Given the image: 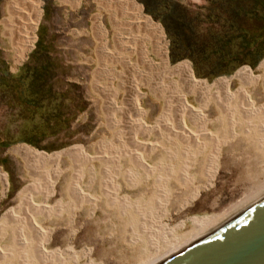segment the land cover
Masks as SVG:
<instances>
[{"label": "rangeland", "instance_id": "obj_1", "mask_svg": "<svg viewBox=\"0 0 264 264\" xmlns=\"http://www.w3.org/2000/svg\"><path fill=\"white\" fill-rule=\"evenodd\" d=\"M8 1L0 0V173L7 181L6 187L0 181V218L16 208V195L36 174L31 166H26L11 152L17 146H28L37 155L44 156L74 148L89 157L104 155L107 160H113L99 165L88 158L70 162L61 157L57 164L59 177L52 185L49 204L69 202L60 196L64 184L83 185L91 181L97 184L101 182L97 176L101 170L127 168L121 160L115 161L113 155L123 148L118 137L126 142L133 132H118L113 124L115 120L125 124L129 118H134V113L128 108L115 112L111 108V90L124 84L129 94L133 87L145 84L142 75L150 72L138 60L140 53L129 48L144 42L140 34L138 36L128 28L132 17L125 12L105 9L95 0H81L76 8L60 0H36L39 15L32 31L31 48L20 59L1 25ZM126 1L157 29L165 48V68L186 65L193 79L206 87L241 70L256 75V67L264 60V0H140L148 4L153 15L147 14L138 0ZM96 16L102 23V34L94 32L92 23ZM147 57L160 61L149 51ZM129 62L130 68H126ZM153 72L144 77L148 86L162 88V100L155 101L147 95L146 87L141 86L145 95L141 102V110L146 114L145 123L153 126L157 118L163 123H175L177 107L171 106L170 113L164 116L161 105L167 102L176 105L178 83L174 77L164 78ZM236 85L231 83L230 89ZM168 88H173V93ZM121 97L119 94L118 99ZM186 100L194 105L191 96ZM258 135L260 137L255 135L251 140L253 144H245L243 152L235 151L228 157L231 163L218 169L211 185L201 189L190 205L182 211L179 210L182 201L170 208L166 206L163 212L167 211L171 218L169 222L165 220L164 225L172 227L190 217L207 219L216 216L258 192L264 185V133ZM145 137L163 150L185 151L184 146L165 135L153 133ZM161 188H147L144 197L139 198L140 208H146L151 215L161 214L159 209L165 205L159 196ZM119 189L124 190L122 186ZM67 209L60 215L59 222H52L54 218L50 217L49 222L44 223L76 232L69 245L74 260L65 264H140V259L151 254L152 249L142 234L138 238L146 245L136 244L135 248L127 243L130 230H126L125 222L123 224L112 214L101 218V224L98 221L97 231L94 216L81 217L72 207ZM98 213L101 215L96 211L95 217ZM65 222L69 225L65 226ZM87 225L88 232L85 231ZM89 249L91 253L87 255ZM79 251H84L81 256L77 254Z\"/></svg>", "mask_w": 264, "mask_h": 264}, {"label": "bare ground", "instance_id": "obj_2", "mask_svg": "<svg viewBox=\"0 0 264 264\" xmlns=\"http://www.w3.org/2000/svg\"><path fill=\"white\" fill-rule=\"evenodd\" d=\"M100 1L121 7L135 18L136 24H133L132 31L136 35L140 34L144 42L129 48L135 53H140L142 60L140 62L143 63L145 69L150 71L144 74H152V70L155 69L153 73L161 74L164 78L174 77L177 81L180 88L176 95L178 102L176 105H171L169 102L161 105L164 109L161 113L164 116L170 113L171 106H176L177 119L175 123H170L171 121L163 123L162 119L158 120L157 118L156 123L154 122L155 125H146V114L141 110V102L145 96L141 86L146 87L147 95L152 96L158 102L162 100V88L155 87L154 84V87L148 86V81L143 73L140 75L143 74L145 84L134 85L135 87L132 85L133 88L129 94L124 84L113 88L111 90L113 94L111 108L115 112L128 108L134 113V118L128 117L129 121L125 124L120 120H115L113 124L114 129L118 132H133V136L129 140L125 138L126 142L122 137H118L124 149L121 148L120 152L118 150L119 153L113 155L115 161L121 160L123 165H127V168L116 169L117 171L101 170L97 174L101 182L97 184H93L92 181L83 185L64 184L60 188V196L69 200L65 204H61L59 201L49 204L52 185L59 177L57 164L61 157L70 162H81L88 158L90 162L94 160L99 165H105L113 160L109 161L104 155L99 154L97 157H89L88 154L74 148L50 156L37 155L33 148L24 145L13 148L11 152L19 156L26 166H31L36 174L32 176L29 184L16 195L18 201L16 208L6 212L0 218V264H65L69 260H74L69 245L76 232L66 230V228L56 229L57 227L44 225L50 217L54 218L52 222H59L60 215L69 206L76 210L81 217L94 216V226L97 231L99 229L98 221L100 223L101 218L110 217L112 214L117 220L121 219L123 224L124 222L126 224V230H130V232L127 231L130 233L127 240L130 246L136 248L137 245L140 247L146 245L138 238L139 234H142L149 243V249H152L151 254L146 258L142 256L140 264H158L264 199L263 185L258 192L237 202L221 214L207 219L190 217L172 227L164 225V221L169 222L171 218L167 211L163 212L166 206L170 208L177 201H182L183 205L179 207L181 210L190 205L201 189H206L211 185L218 169L231 163L228 157H231L233 152H243L244 146L253 144L251 140L255 135L260 137L259 132L264 133V60L256 67V75L241 70L230 78L217 79L206 87L203 83L193 79L186 65L165 68V48L157 29L149 25L147 19L139 16L130 2L126 0ZM38 15L36 0H9L7 3L6 17L1 21V25L9 43L14 45L20 59L24 58L31 48L32 31ZM93 29L98 34L103 33L99 21L93 24ZM148 51L161 58L159 64L151 63L147 57ZM130 65V62L127 63L126 68H130ZM231 83L237 84L233 90L230 89ZM119 94L122 95L120 100L118 99ZM189 96L192 97L194 105L187 102L186 98ZM212 115L214 118L210 119L209 116ZM153 133L165 135L167 139L174 140L175 143L184 146L185 151H180V153L163 150L159 144L152 143V140L150 142L145 137L153 135ZM179 164L181 165L179 166ZM0 181L3 187L7 186L4 174L0 173ZM119 186H122L125 192L121 191ZM156 186L162 187L158 191L159 196L164 199L165 205L158 208L162 210L161 214L151 215L146 208H140L142 203L139 198L144 197L143 193L147 188ZM181 189L183 191H180ZM171 196L173 201H171ZM96 211H100L101 215L98 213L99 216L95 217ZM41 216L44 217L41 219ZM68 225L65 222V226ZM88 225L85 227L86 232L90 229H88ZM58 238L61 239L58 240ZM124 241L126 242V240ZM89 250L86 252L87 255L91 253ZM83 252L79 251L77 254L80 255Z\"/></svg>", "mask_w": 264, "mask_h": 264}, {"label": "water", "instance_id": "obj_3", "mask_svg": "<svg viewBox=\"0 0 264 264\" xmlns=\"http://www.w3.org/2000/svg\"><path fill=\"white\" fill-rule=\"evenodd\" d=\"M158 264H264V199Z\"/></svg>", "mask_w": 264, "mask_h": 264}, {"label": "crops", "instance_id": "obj_4", "mask_svg": "<svg viewBox=\"0 0 264 264\" xmlns=\"http://www.w3.org/2000/svg\"><path fill=\"white\" fill-rule=\"evenodd\" d=\"M62 3H64V4H69V5H71L73 8H76V7H78L79 5H80V3H81V0H77V2H76V0H60ZM98 4H100V6L101 7H103V8H105V9H108V10H112V11H119V12H121V13H123V11L126 13V14H129L126 10H124L123 8H121V7H117V6H114V4H108V3H105V2H103V1H100V0H95ZM129 1H131V0H129ZM133 2V1H132ZM134 3V2H133ZM106 4V5H105ZM111 5V6H110ZM137 5V4H136ZM110 6V7H109ZM112 7V8H111ZM116 8V9H115ZM130 16H131V14H129ZM98 16H96V17H94V20H93V22L95 23L96 21H99V18H97ZM132 17V21L134 22H132L131 21V24H129V30H130V32H133L132 31V29H134V25L133 24H136V22H135V18L133 17V16H131ZM93 23V24H94ZM99 24H102L100 21H99ZM102 26V25H101ZM156 57H158V59L160 58L159 56H156ZM148 59L151 61V63H153V64H155L156 63V61H154L153 60V58H149L148 57ZM138 60H140V61H142L141 60V58L140 57H138ZM159 60H161V58L159 59ZM166 60L168 61V57H167V55H166ZM160 62V61H159ZM159 62H157L156 64H159ZM141 64H143L142 62H141ZM155 64V65H156ZM136 68H137V66H135ZM144 67V66H143Z\"/></svg>", "mask_w": 264, "mask_h": 264}, {"label": "trees", "instance_id": "obj_5", "mask_svg": "<svg viewBox=\"0 0 264 264\" xmlns=\"http://www.w3.org/2000/svg\"><path fill=\"white\" fill-rule=\"evenodd\" d=\"M135 1H136V0H135ZM138 1L144 5V7H145V12H146L147 14L153 15V13L151 12V10H150L148 4H145L143 1H140V0H138ZM136 2H137V1H136ZM139 7H140V6H139ZM166 31H167V29H166ZM171 59H172V61H174L173 56H172V53H171Z\"/></svg>", "mask_w": 264, "mask_h": 264}]
</instances>
